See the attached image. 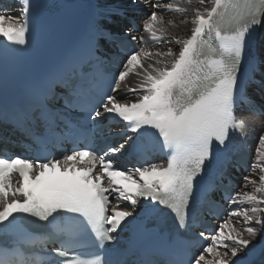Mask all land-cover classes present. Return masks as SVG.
Wrapping results in <instances>:
<instances>
[{
    "label": "snow or ice",
    "instance_id": "1",
    "mask_svg": "<svg viewBox=\"0 0 264 264\" xmlns=\"http://www.w3.org/2000/svg\"><path fill=\"white\" fill-rule=\"evenodd\" d=\"M181 2L191 5L193 0H129L119 21L110 15L93 29L87 53L96 66L109 58L113 47L119 45L123 51L126 39L130 38L133 47L125 53L107 91L85 90L91 81L84 78L75 94L87 91L80 106L92 121L112 117L123 122L127 131L120 135L126 139L101 151L85 144L59 158L0 156V227L14 228L17 216H27L55 236L70 231L69 225L57 224V218L64 217L91 230L98 252L91 258H79L70 254L71 242L61 244L51 253L62 258L60 264H119L105 261L100 253L105 244L117 239L114 234L123 230L129 218L134 220L138 206L166 209L178 228L195 232L194 203L203 200L208 214L216 216L215 198L219 196L228 206L219 224L211 233L198 232L197 238L205 243L186 262L171 260L170 264H242L245 251L264 232V131L258 136L255 159L245 169L242 184L233 185L225 161L233 135H247L250 123L255 127L254 121H246L237 112L243 103L241 95L250 88L264 90V35L258 34L264 26V0H195L201 7L192 9L191 19ZM32 5L33 0H22V11L15 15L7 7L0 9V38L6 43L27 44ZM138 8L152 9L144 17L143 32L154 43L168 45L166 51H150L143 36L131 35L138 27L130 13ZM163 12L182 14L179 24L190 23L191 34L165 39ZM246 53L250 72L241 79L240 65ZM130 75L139 78L138 86L120 92L121 83ZM49 95L55 101L66 93L45 90L35 117L37 123L46 122L54 136L52 113L56 109L49 111ZM68 106L66 99L60 105ZM249 114L264 116V108H251ZM71 135L74 144L80 143L78 132ZM143 135L154 138V146L167 159L118 166L111 157L136 149ZM213 163L220 164L219 182L198 190V177ZM249 185L252 190L244 191ZM241 221L244 227H237ZM18 237L17 243L0 247V264H36L20 251V243H34V238L28 233H18Z\"/></svg>",
    "mask_w": 264,
    "mask_h": 264
},
{
    "label": "bare ground",
    "instance_id": "2",
    "mask_svg": "<svg viewBox=\"0 0 264 264\" xmlns=\"http://www.w3.org/2000/svg\"><path fill=\"white\" fill-rule=\"evenodd\" d=\"M99 2L100 6H107L105 10H109L111 9V7L116 6V7H127L128 8V3L129 0H97ZM161 2H171V0H161ZM0 5H3L4 7L8 6L11 9V14L15 15V14H19L21 12V6L19 4L18 0H0ZM208 7L211 6V4L209 3L208 5H206ZM180 7H184L187 8L189 10V15H188V19H191V11L193 8L195 7H201L199 4H197L195 2V0H193V3L191 5H189L186 2H181L180 3ZM152 9H145V10H141V9H135L131 14L134 16H138V11H140V13H147L150 12ZM164 16V20H165V24L164 27L166 29V32L164 33V37L165 39L174 36V35H178L181 37L186 38L187 36H189L191 34V28L192 25L190 23L188 24H179V21L181 19H184L183 15L180 13H176V12H163L162 13ZM22 18V16H21ZM169 21H171L172 23H168ZM146 21H144L143 23H145ZM178 25V27L176 26ZM136 35L143 36L144 37V41H145V47L150 50L155 52L156 50H161V51H166L168 45H166L165 43H154L149 35L145 32H140L137 33ZM159 35V33H158ZM262 35H264V27L262 29ZM1 39V38H0ZM127 82L129 84V87H137L139 84V78L135 75H130L127 79ZM245 119H248L249 122L254 121L255 122V127L253 128L251 126L250 123V127L252 128V130L254 131V135H256L257 139L256 141H252L251 145L252 147L255 149L256 145H257V141H258V136L259 134L264 131V119L262 117H255V116H249L244 114L243 116ZM255 159V153L254 156L252 157V162ZM252 185H249L245 190L251 191L252 190ZM237 227H244L243 226V221L240 222V224L237 225ZM260 233L258 234V236L253 240V242H257L258 238H259ZM245 238H248L247 235H245ZM250 248V247H249Z\"/></svg>",
    "mask_w": 264,
    "mask_h": 264
},
{
    "label": "rangeland",
    "instance_id": "3",
    "mask_svg": "<svg viewBox=\"0 0 264 264\" xmlns=\"http://www.w3.org/2000/svg\"><path fill=\"white\" fill-rule=\"evenodd\" d=\"M165 13V12H164ZM264 119V118H263ZM254 178H256V177H254ZM246 189H248L249 190V188H246ZM244 191H248V190H245V189H243ZM243 226H244V224H243Z\"/></svg>",
    "mask_w": 264,
    "mask_h": 264
}]
</instances>
